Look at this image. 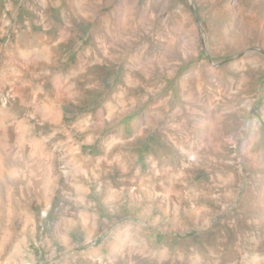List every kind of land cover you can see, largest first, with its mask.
<instances>
[{
  "label": "rangeland",
  "instance_id": "rangeland-1",
  "mask_svg": "<svg viewBox=\"0 0 264 264\" xmlns=\"http://www.w3.org/2000/svg\"><path fill=\"white\" fill-rule=\"evenodd\" d=\"M0 17V264H264V0Z\"/></svg>",
  "mask_w": 264,
  "mask_h": 264
},
{
  "label": "bare ground",
  "instance_id": "bare-ground-1",
  "mask_svg": "<svg viewBox=\"0 0 264 264\" xmlns=\"http://www.w3.org/2000/svg\"><path fill=\"white\" fill-rule=\"evenodd\" d=\"M113 14H115V12H114ZM113 14H112V15H113ZM101 17H102V15H101ZM105 18H106V17H105ZM108 18H109V17H108ZM101 20H102V24H103V21H104V23L106 22L105 19H104L103 17L101 18ZM99 21H100V20H99ZM0 22H1V25H2V26H6L7 23H8V21L5 19V17H4V18H1V17H0ZM100 24H101V23H100ZM101 27H102V26H101ZM104 27H105V24H104ZM2 28H3V27H2ZM5 28H6V27H5ZM104 29H105V28H104ZM103 31H106V30H103ZM0 32H1V31H0ZM135 67H137V66H135ZM133 68H134V67H132V70H133ZM137 68H138V67H137ZM139 69H140V68H139ZM135 70H136V69H135ZM137 70H138V69H137ZM126 71H127V70H126ZM142 71H143V70H142ZM134 72H135V71H134ZM132 73H133V72H132ZM133 74H134V73H133ZM144 74H145V73H144ZM131 75H132V74H131ZM132 77H133V76H132ZM132 77H130V78H132ZM149 77H150V76H149ZM135 78H137V75H136ZM134 80H135V79H134ZM134 80H133V81H134ZM124 81H125V80H124ZM131 81H132V80H131ZM129 82H130V81H129ZM144 82H145V81H144ZM158 82H159V81H158ZM136 83H137V82H136ZM152 83H153V82H152ZM127 84H128V83H127ZM131 84H133V83H131ZM129 85H130V84H129ZM146 85H147V84H146ZM130 86H132V85H130ZM126 87H127V86H126ZM159 87H160V86H159ZM85 88H86V87H85ZM128 88H129V87H128ZM126 90H127V89H126ZM155 90H156V89H155ZM159 90H160V89H159ZM108 91H109V90H108ZM137 91H138V89H137L136 87L131 89V92H133V93H137ZM153 91H154V90H153ZM110 92L112 93L113 91L111 90ZM104 93H105V92H104ZM126 93H127V91H126ZM129 93H130V92H129ZM151 93H152V92H151ZM106 94H107V92H106ZM152 94H153V93H152ZM112 95H113V93H112ZM126 95H128V94H126ZM108 96H109V95H108ZM113 96H114V95H113ZM116 96H117V95H116ZM119 98H120V97H119ZM118 100H120V99H118ZM121 100H122V99H121ZM138 100H139V99H138ZM108 103H109V102H108ZM120 105H121V104H120ZM125 110H126V109H125ZM112 115H113V114H112ZM161 115H162V114H161ZM158 116H160V115H158ZM163 116H164V115H163ZM163 116H162V117H163ZM157 118H158V117H157ZM222 118H223V117H222ZM156 120H157V119H156ZM164 120H165V119H164ZM209 120H210V119H209ZM216 121H217V120H216ZM186 126H187V125H186ZM211 129H212V128H211ZM208 130H209V128H208ZM208 130H207V131H208ZM201 132H202V131H201ZM204 132H205V131H204ZM208 132H209V131H208ZM214 132H215V131H213V133H214ZM209 133L212 134L211 131H210ZM210 134H209V135H210ZM215 134H216V133H215ZM168 135H170V134H168ZM178 135H179V134H178ZM199 138H200V137H199ZM203 138H204V137H203ZM191 159H194V160H195L196 158H195L194 156H192ZM183 162H184V161H183ZM107 172H108V171H107ZM132 173H133V172H132Z\"/></svg>",
  "mask_w": 264,
  "mask_h": 264
}]
</instances>
